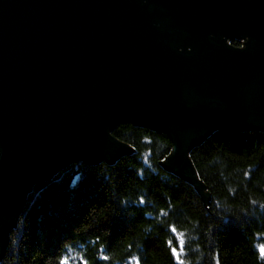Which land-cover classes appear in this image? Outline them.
I'll return each instance as SVG.
<instances>
[{"label": "water", "instance_id": "water-1", "mask_svg": "<svg viewBox=\"0 0 264 264\" xmlns=\"http://www.w3.org/2000/svg\"><path fill=\"white\" fill-rule=\"evenodd\" d=\"M122 123L180 172L211 132L264 128V0H0V259L37 182L131 151Z\"/></svg>", "mask_w": 264, "mask_h": 264}, {"label": "trees", "instance_id": "trees-1", "mask_svg": "<svg viewBox=\"0 0 264 264\" xmlns=\"http://www.w3.org/2000/svg\"><path fill=\"white\" fill-rule=\"evenodd\" d=\"M112 134L131 151L33 186L0 264H264V128L211 132L184 172L166 134Z\"/></svg>", "mask_w": 264, "mask_h": 264}, {"label": "snow or ice", "instance_id": "snow-or-ice-1", "mask_svg": "<svg viewBox=\"0 0 264 264\" xmlns=\"http://www.w3.org/2000/svg\"><path fill=\"white\" fill-rule=\"evenodd\" d=\"M244 47V46H243ZM179 251V249H177V252ZM104 259H108V257H104Z\"/></svg>", "mask_w": 264, "mask_h": 264}, {"label": "bare ground", "instance_id": "bare-ground-1", "mask_svg": "<svg viewBox=\"0 0 264 264\" xmlns=\"http://www.w3.org/2000/svg\"><path fill=\"white\" fill-rule=\"evenodd\" d=\"M115 127H117V126H115ZM115 127H114V128H115ZM113 130H114V129H113ZM113 130H112V131H113Z\"/></svg>", "mask_w": 264, "mask_h": 264}, {"label": "flooded vegetation", "instance_id": "flooded-vegetation-1", "mask_svg": "<svg viewBox=\"0 0 264 264\" xmlns=\"http://www.w3.org/2000/svg\"><path fill=\"white\" fill-rule=\"evenodd\" d=\"M229 41H230V40H229ZM230 42H232V40H231Z\"/></svg>", "mask_w": 264, "mask_h": 264}]
</instances>
